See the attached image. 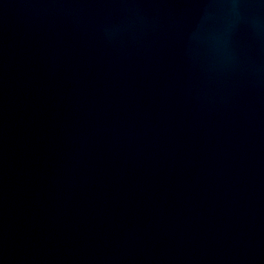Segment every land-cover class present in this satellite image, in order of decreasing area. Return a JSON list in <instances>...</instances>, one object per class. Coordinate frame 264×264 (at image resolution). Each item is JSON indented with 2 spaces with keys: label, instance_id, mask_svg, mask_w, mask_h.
Masks as SVG:
<instances>
[{
  "label": "water",
  "instance_id": "1",
  "mask_svg": "<svg viewBox=\"0 0 264 264\" xmlns=\"http://www.w3.org/2000/svg\"><path fill=\"white\" fill-rule=\"evenodd\" d=\"M0 264H264V0H0Z\"/></svg>",
  "mask_w": 264,
  "mask_h": 264
}]
</instances>
